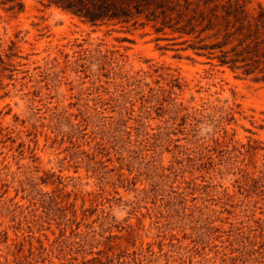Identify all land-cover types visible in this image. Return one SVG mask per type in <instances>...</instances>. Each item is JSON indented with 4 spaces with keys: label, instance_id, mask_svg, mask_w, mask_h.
<instances>
[{
    "label": "rangeland",
    "instance_id": "rangeland-1",
    "mask_svg": "<svg viewBox=\"0 0 264 264\" xmlns=\"http://www.w3.org/2000/svg\"><path fill=\"white\" fill-rule=\"evenodd\" d=\"M172 37L0 0V264H264V84Z\"/></svg>",
    "mask_w": 264,
    "mask_h": 264
},
{
    "label": "trees",
    "instance_id": "trees-1",
    "mask_svg": "<svg viewBox=\"0 0 264 264\" xmlns=\"http://www.w3.org/2000/svg\"><path fill=\"white\" fill-rule=\"evenodd\" d=\"M46 1L93 25H150L163 34L169 30L177 34L172 38L187 44L181 49L264 84V9L259 4L251 11V0Z\"/></svg>",
    "mask_w": 264,
    "mask_h": 264
}]
</instances>
